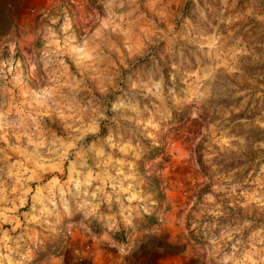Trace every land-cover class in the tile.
Listing matches in <instances>:
<instances>
[{
    "label": "clouds",
    "instance_id": "obj_1",
    "mask_svg": "<svg viewBox=\"0 0 264 264\" xmlns=\"http://www.w3.org/2000/svg\"><path fill=\"white\" fill-rule=\"evenodd\" d=\"M0 264H264V0H0Z\"/></svg>",
    "mask_w": 264,
    "mask_h": 264
}]
</instances>
